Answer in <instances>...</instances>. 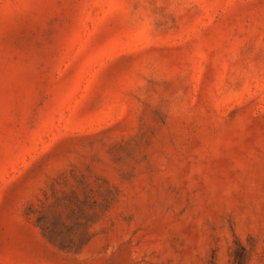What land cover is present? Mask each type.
Instances as JSON below:
<instances>
[{"label":"rangeland","instance_id":"rangeland-1","mask_svg":"<svg viewBox=\"0 0 264 264\" xmlns=\"http://www.w3.org/2000/svg\"><path fill=\"white\" fill-rule=\"evenodd\" d=\"M0 264H264V0H0Z\"/></svg>","mask_w":264,"mask_h":264}]
</instances>
